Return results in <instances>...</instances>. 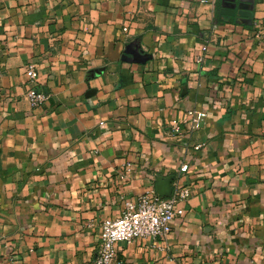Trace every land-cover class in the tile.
<instances>
[{
	"label": "crops",
	"instance_id": "crops-1",
	"mask_svg": "<svg viewBox=\"0 0 264 264\" xmlns=\"http://www.w3.org/2000/svg\"><path fill=\"white\" fill-rule=\"evenodd\" d=\"M253 2L247 19L222 0H0V264H92L103 222L171 175L191 191L172 233L118 243L115 264H264ZM131 44L150 58L129 62Z\"/></svg>",
	"mask_w": 264,
	"mask_h": 264
},
{
	"label": "built area",
	"instance_id": "built-area-1",
	"mask_svg": "<svg viewBox=\"0 0 264 264\" xmlns=\"http://www.w3.org/2000/svg\"><path fill=\"white\" fill-rule=\"evenodd\" d=\"M127 28H124L126 31ZM201 61L202 58H199ZM28 85L27 99L33 108H40L50 99V94L38 87V73L34 65L25 69ZM206 113L191 109L186 112L184 125L191 130L198 129ZM175 122V127L178 128ZM199 149V146L196 147ZM189 170L184 163L180 172ZM191 191L180 180L173 183V192L169 197L160 196L154 188L142 193L137 202L126 201L121 215L106 219L102 224L101 240L97 255L92 264H115L116 245L131 244L137 239L167 238L173 231L175 221L184 213L183 205L189 200Z\"/></svg>",
	"mask_w": 264,
	"mask_h": 264
},
{
	"label": "water",
	"instance_id": "water-1",
	"mask_svg": "<svg viewBox=\"0 0 264 264\" xmlns=\"http://www.w3.org/2000/svg\"><path fill=\"white\" fill-rule=\"evenodd\" d=\"M230 3V5H229ZM253 0H240V4H236V0H222V5L235 9L238 8L239 10H245L248 12L246 14V18L250 19L252 17V10H253ZM249 5L250 8L245 6ZM125 59L132 63H145L149 55L144 54L137 48L134 44L128 46L127 50L125 51L124 55ZM175 179V176L171 175L168 177L158 176L156 179V191L162 197H169L173 192L172 182Z\"/></svg>",
	"mask_w": 264,
	"mask_h": 264
},
{
	"label": "flooded vegetation",
	"instance_id": "flooded-vegetation-1",
	"mask_svg": "<svg viewBox=\"0 0 264 264\" xmlns=\"http://www.w3.org/2000/svg\"><path fill=\"white\" fill-rule=\"evenodd\" d=\"M236 4H237V5L240 4V0H236ZM229 5H230V3H229ZM245 7L250 8L249 5H247V6H245ZM234 10H236L237 12H240V11H241V10H239L238 8H235ZM242 12H245V11H242ZM245 13H246V12H245Z\"/></svg>",
	"mask_w": 264,
	"mask_h": 264
}]
</instances>
